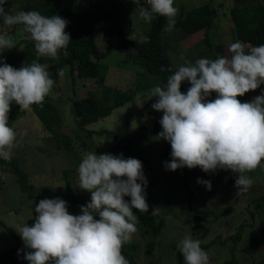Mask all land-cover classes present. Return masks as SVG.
<instances>
[{"label": "clouds", "instance_id": "clouds-1", "mask_svg": "<svg viewBox=\"0 0 264 264\" xmlns=\"http://www.w3.org/2000/svg\"><path fill=\"white\" fill-rule=\"evenodd\" d=\"M8 0H0V53L16 47L9 35L15 25L34 41L37 57L59 59V53L72 40L66 32L68 21L60 15L47 17L38 11L5 10ZM138 6L141 0H132ZM139 15L151 22L153 14L167 18L164 29L171 31L178 9L174 0H143ZM230 57L200 58L179 66L163 86L152 87L148 95L156 98L152 108L162 112L160 139L171 145L167 170L201 168L205 173L218 169L237 173L235 187L246 192L252 180L246 173L264 160V94L250 102L237 99L264 84V44L245 49L236 41L230 43ZM183 59V57H181ZM0 158L11 159L18 133L9 125L13 102L20 111L41 105L50 94L54 80L47 65L33 61L15 68L0 60ZM164 70V69H162ZM171 71V69H168ZM58 74L62 77L63 70ZM191 85L184 93L181 85ZM215 99H208L212 93ZM137 94L136 105L142 107ZM211 190V181L198 179ZM148 181L139 159L123 155L86 153L78 166V187L91 193L79 215L70 214L68 202L62 198L41 199L35 207V223L18 226L28 251L29 264H129L122 247L137 231L138 217L133 209L148 212L145 187ZM130 197V202L125 200ZM159 214V207L151 215ZM99 217L97 219L96 217ZM185 264H211L201 241L186 236L178 245Z\"/></svg>", "mask_w": 264, "mask_h": 264}, {"label": "rangeland", "instance_id": "rangeland-1", "mask_svg": "<svg viewBox=\"0 0 264 264\" xmlns=\"http://www.w3.org/2000/svg\"><path fill=\"white\" fill-rule=\"evenodd\" d=\"M29 1L8 0L6 4L16 13L24 10V4ZM88 1L62 0L61 7L74 9L77 4L85 7ZM121 1L125 3L128 14L124 23L126 36L144 40L151 22H145L141 18L138 7L148 6L143 0L139 6L132 0ZM252 1L245 0L243 4ZM205 3H209L217 14L212 29L213 39L223 45V50L218 51L216 57H230L229 45L238 41L230 17V9L237 3L236 0H174V7L178 10L191 9ZM167 24L168 22L165 27ZM204 32L199 30L185 33L177 27L164 31V50L173 67L177 68L186 62L195 63L200 58L214 60V56L209 55L205 48ZM9 35L16 47L4 50L0 57L10 53L15 60L23 49L22 41L30 37V34L23 31V26H17ZM118 43V37L111 39L103 32L97 33L95 37V49L89 56L102 63L105 76L103 84L96 82L94 76H77L62 58L38 57L46 65L61 64L59 70L64 72L62 77L58 74L53 89L45 99L57 106L62 127L69 133L73 151L68 154L58 148L57 142L46 132L43 122L32 108L30 111H21L16 118L9 117V125L14 127L18 136L11 151V159L0 158V219L8 222L14 229L24 226L27 219L36 213L35 207L41 199L57 197L68 202L70 214H82L81 206H86L91 199L90 192L78 187V166L84 155L90 152L117 156L122 154L125 159L136 158L142 162L148 181L145 187L147 203L152 205V209L159 207V214L154 216L161 227L159 234L153 238L151 233L137 223V231L130 241L138 244L137 253L142 264H185L183 257L179 261L177 250L180 241L186 236L200 238L201 247L208 253L211 264H263L264 201L258 203L254 197L264 194V160L255 170L246 173L252 180V185L246 192H238L234 186L237 173L232 172L235 178L228 183L217 180L216 172L205 173L199 167L189 169L192 172L188 178L189 185L197 189L191 202L199 208L200 219L197 222L196 211L189 207L183 197L181 181L177 175L181 168L175 171L165 168V162L171 160V145L152 132V126L158 125L163 116L162 112L152 108L156 99L139 93V100L143 104L140 107L136 105L137 93L133 98L116 105L107 116L86 123L85 131H76L74 99L85 96L87 91L100 95L105 85L123 90L134 87L138 83V72L146 70L144 59L136 57L133 47L119 50ZM244 45L246 51L255 46ZM262 94L264 84L250 91L245 102ZM215 98L216 93L213 92L208 99ZM13 160L27 174V186L31 185L29 191H23L22 185L17 181L10 164ZM65 169L76 200L66 196ZM198 179L211 181V190L198 183ZM30 191L32 196L28 195ZM125 200L130 202L131 198L125 197ZM96 218L99 219L98 216ZM239 227L240 234L234 241L231 236ZM151 239H154L152 254H147V244ZM14 244V237L0 227V251Z\"/></svg>", "mask_w": 264, "mask_h": 264}, {"label": "trees", "instance_id": "trees-1", "mask_svg": "<svg viewBox=\"0 0 264 264\" xmlns=\"http://www.w3.org/2000/svg\"><path fill=\"white\" fill-rule=\"evenodd\" d=\"M62 0H30L26 2L24 11H38L42 15L51 17L53 15H60L68 21L66 32H68L72 40L67 47V55L64 50L59 53V58H62L66 64L70 65V70L76 72L79 77L94 76L95 81L103 84L104 73L102 70V63L89 55L95 49V37L97 33L103 32L106 37H118L119 45L117 49L125 50L133 47L136 50V57L144 59L143 65H146V70L138 72V83L134 87L128 89H120L111 85H105L102 88L101 94L96 95L90 91L86 92L85 96L73 100V112L76 116V131H85L86 123L100 119L110 114L116 105L123 103L134 97L135 94H148L149 90L156 86H163L167 79L179 67L175 68L164 50L163 33L167 18L153 14L151 25L147 30L146 38L142 41L126 36L125 21H127L128 14L125 3L121 0H89L84 7L83 5H75L74 9L70 7L62 8ZM245 0H236V4L230 9V17L233 22L235 38L243 44L261 45L264 44V0H253L251 3L243 4ZM5 10L11 14H15L12 9L5 4ZM216 13L209 3L202 4L195 8L178 10L175 17L176 23L174 27L180 28L185 33L197 32L204 30L203 42L209 55H213L214 59L218 51L223 50V45L213 39L212 29L215 26ZM17 26L12 27L10 31H14ZM3 18L0 17V28H3ZM24 43L23 49L17 54L16 59L13 60L12 54H6L0 57V60L9 65L20 68L33 61L42 63L43 59L36 57L35 44L28 37L22 41ZM218 55V54H217ZM2 66V65H0ZM47 71L50 77L55 81L58 79V71L61 64L47 65ZM164 69V70H162ZM168 69H171L169 71ZM191 87L188 81H184L181 85V91L186 93L187 89ZM250 92L244 96H238L242 103L245 102ZM156 99V98H154ZM32 110L43 122L46 132L57 142L58 148L62 151L71 154L72 144L70 143L69 133H67L61 124V117L59 110L55 104L50 100L45 99L41 105H32ZM21 114L19 105H11L9 117L16 118ZM158 125L152 126V132L159 134L162 127ZM146 133H144V136ZM168 142V141H167ZM170 145V143L168 142ZM11 166L17 181L22 185L23 191H29L31 185L27 186V174L22 170L16 160L11 161ZM65 190L66 196L71 200H76L73 197V188L70 179L67 177L65 169ZM70 173V170L68 171ZM189 168H181L177 171L178 178L181 181L183 197L186 199L189 207L195 210V219L198 222L200 219L199 208L193 206L191 203L195 198L196 188L189 185L188 178L191 175ZM217 180H224L231 182L235 175L230 171L218 169L216 171ZM29 196L33 193L30 191ZM256 202L264 201V194L254 197ZM152 205L149 204L148 212H139L133 209L134 214L138 217V223L145 231L152 234L153 238L157 236L161 230L159 222L155 219L152 212ZM38 213L29 217L26 224L29 226L35 223V217ZM0 227L5 229L15 239V244L0 251V264H29L24 258L25 254L30 251L24 245L21 236L17 231L9 225L5 220L0 219ZM239 227L236 233L231 236L234 241L240 234ZM200 240V238H198ZM154 239H151L147 244V254H152ZM138 244L136 242L125 243L122 247V255L128 260L129 264H142L137 253ZM177 257L179 261L183 257L179 249L177 250ZM264 260V257L262 261ZM264 264V262H263Z\"/></svg>", "mask_w": 264, "mask_h": 264}, {"label": "water", "instance_id": "water-1", "mask_svg": "<svg viewBox=\"0 0 264 264\" xmlns=\"http://www.w3.org/2000/svg\"><path fill=\"white\" fill-rule=\"evenodd\" d=\"M129 118H131V115H129Z\"/></svg>", "mask_w": 264, "mask_h": 264}, {"label": "flooded vegetation", "instance_id": "flooded-vegetation-1", "mask_svg": "<svg viewBox=\"0 0 264 264\" xmlns=\"http://www.w3.org/2000/svg\"><path fill=\"white\" fill-rule=\"evenodd\" d=\"M262 262V261H261ZM263 263V262H262Z\"/></svg>", "mask_w": 264, "mask_h": 264}]
</instances>
